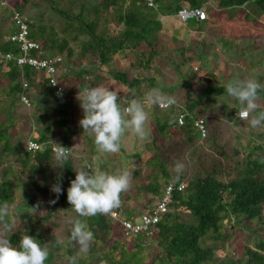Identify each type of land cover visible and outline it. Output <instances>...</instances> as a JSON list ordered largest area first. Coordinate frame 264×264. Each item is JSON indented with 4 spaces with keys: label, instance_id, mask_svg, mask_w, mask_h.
I'll return each mask as SVG.
<instances>
[{
    "label": "trees",
    "instance_id": "trees-1",
    "mask_svg": "<svg viewBox=\"0 0 264 264\" xmlns=\"http://www.w3.org/2000/svg\"><path fill=\"white\" fill-rule=\"evenodd\" d=\"M30 1L12 0V6L0 4V21L9 23L0 31V53H12L15 56L23 54L20 45L12 39L19 32L14 19L18 14L20 18H26L29 40L40 46L29 50V56L60 58L57 64L60 68H69L75 56L92 60L98 69L108 70L112 78L126 85L129 92L140 88L141 83L147 79L130 80L125 73L128 66L134 70L147 71L156 68L157 63L166 61L163 66L172 70L180 80L164 89L159 87L163 94L175 98L176 102L164 109L158 105L155 107L158 109L155 129L163 140L155 150V156L148 162L157 165L160 168L159 175L167 180L149 185L148 189L158 198L163 196L165 185L169 182L176 185L184 183L185 190L173 193L170 210L162 215L156 226L131 235L135 240L132 250H128L129 245L124 240L127 233L122 222H134L144 210H131L124 216L117 208L114 210L116 218L111 214L81 218L86 219L89 229L94 233L96 246L106 241L112 243L108 249L103 248L109 256L104 264H143L152 249L150 241L157 242L161 249L151 264H217V252L225 250L227 243L235 240L237 233L249 231L254 224L259 226L254 232L263 231L264 134L254 132L246 149L242 151L235 141L238 134L225 123L227 120L239 119L236 114L241 106L227 102L221 112L224 120L214 118L213 114H219L215 112L217 108L211 101L227 95L224 85L210 83L200 91L197 85L195 87L193 82L186 80L185 75L194 71L189 65L192 67L195 60L207 57V61L215 62L211 59L213 56L207 53L215 44L219 45L217 47L228 45L221 36L220 30L224 28L212 27L216 24L214 13L218 12L219 15L231 10L222 14L227 19L233 17V14H239L238 19L245 17L246 20L252 16L251 22L255 23L264 17V0H155L158 6L156 9L148 7L145 0H131L127 11L122 9V3L126 0H102L97 5L91 4L90 0H39L36 5H46L50 14L57 17V23L63 25L60 31L55 29L54 24L49 27L47 22L52 19L46 12L27 18L26 7ZM183 7L204 8L207 13L204 39H194L192 42L200 47L199 51H193L194 54H188V47L175 36L167 39V46L163 45V37L159 33L162 23L155 18L160 13L172 16L174 10L176 14ZM109 9L113 11L109 12ZM102 12L108 16L102 18ZM110 13H116L114 20L127 27L119 34L110 27ZM251 22L249 26H258L264 33V25H253ZM157 32L158 37L154 39ZM79 37L86 40H82L81 52L77 55L71 43ZM215 50L212 52L214 55L217 54ZM130 55L136 57L137 63L133 60L123 67L122 59ZM97 77L87 70L79 73L69 70L64 78L60 76V80L76 78L77 83L80 82L78 86H71L69 96L73 100L79 90L94 87ZM25 81L29 88L23 92ZM148 82L154 83V79ZM34 88L46 100L54 98L57 102L53 106L55 115L39 109L37 98L33 97ZM24 94L30 100L29 106L20 100ZM260 96V102L264 103V90H261ZM62 100L42 73L30 66L19 65L17 60L7 65L4 60H0V204L7 203L9 208H17L15 214L10 212L14 228L9 239L14 247H18L20 238L26 232L44 244L49 233L56 230L57 237L63 233L61 244L68 249V256L71 257L75 255V251H72L74 244L65 238L70 229L66 220L71 211L67 189L75 179L77 163L73 154L63 169L54 167L51 162L54 152L51 140L59 141L62 146L69 148L84 133L73 127L70 109L66 113L62 112ZM181 113L186 114L185 123L179 126L177 118ZM30 115L34 118L39 116L41 127L36 131V138L31 136L33 124ZM200 118L204 119L205 136L195 126V121ZM174 128L183 133L172 137L171 131ZM30 139L40 145L38 150H28ZM85 139L94 141L88 135L84 136ZM177 161L185 164L184 172L179 175L174 170ZM80 166H85V162L81 161ZM20 178H26L28 182L22 183ZM58 182L62 192L57 197L52 186ZM121 199H130V196L126 192ZM37 205L38 212L32 214L31 207ZM115 233H121V240H112ZM206 240L210 244L205 245ZM235 251L237 257H232V261L225 264H264V236L255 234L253 242L240 244Z\"/></svg>",
    "mask_w": 264,
    "mask_h": 264
},
{
    "label": "rangeland",
    "instance_id": "rangeland-1",
    "mask_svg": "<svg viewBox=\"0 0 264 264\" xmlns=\"http://www.w3.org/2000/svg\"><path fill=\"white\" fill-rule=\"evenodd\" d=\"M14 1V0H13ZM131 0H126L124 3H122V9L123 11H127L130 6ZM39 2V0H31L29 5L26 7V17L31 19V16H34L36 14H39L40 12H46L47 16L51 18V21H48L47 24L50 26H53L56 30L60 31L63 27L60 23H57V17L55 15L50 14V9L46 7V5H41L36 3ZM102 2V0H90L91 4H98ZM0 4H6L12 6L14 3L12 0H0ZM216 5V4H215ZM109 12H112L113 9H109ZM172 14V16H164L161 13L157 14L155 16L156 19L161 20L162 28L159 31L160 35L163 37L161 43L165 46H167L169 43L167 39L169 37H172L174 35L175 29H180L183 32L179 35V39L181 42H183L185 45L187 44L189 46L188 54H194L193 51H199L200 47L199 45H195L192 43V38H198V39H204L200 38L203 34L206 32L207 25L206 21L198 22L196 19H189L186 22L180 21L176 14ZM231 12V10H226L222 13H228ZM218 14V12L214 13L213 17H216V24L212 26L213 28L216 27H223L227 31L220 30L221 36H223V39L227 41V46H220L215 44L212 49L207 50V55L213 56L211 58L212 60H215L213 62V69L216 73L215 80H212L213 83L211 84H220L225 85L223 77L220 76V74L224 71L228 73H231V81L237 80V79H246V78H254L257 79L262 85H264V33H262V29L258 26H249L251 25L250 22L252 21V16L246 20L245 17H242L241 19H238L239 17L237 15H232L233 17H227L224 14ZM241 15H244L241 13ZM102 18H105L106 13L102 12L100 15ZM110 27L113 32L115 33H121L123 30H125L127 27L122 24L118 23L114 20L116 17V13H110ZM214 20V19H213ZM62 23V21H61ZM252 23V22H251ZM253 25H264V17H262L258 22L252 23ZM9 25L7 22H1L0 21V31L1 28H5ZM102 27V26H101ZM186 28V32L183 30ZM194 32L190 35V32ZM158 37V32L154 34V39ZM6 38V37H5ZM84 37H79L76 42L71 43V47L74 49V51L79 55L81 52L82 47V40ZM217 49L215 50V48ZM214 50L217 52L216 55H214L212 52ZM80 56L74 57L71 60V66L69 68H66L63 66V68H60V70L57 72L58 76L66 75V72L69 70L74 71L76 70L77 73L82 72L83 70H87L88 72H91L93 75H98V77L95 80V86H104L107 88H110V90H118V95L125 99L130 100L134 97L138 99H143L146 92H148L150 89L162 87H169L172 83H179V77L174 74L172 70H170L167 66L164 67L163 65L166 64V61L162 64L159 62L157 63L158 66L156 68H150L144 70H138V69H131L129 66L125 70V73H127V76L130 80L136 79V78H146L147 81L145 83H141L140 88H135L134 90H131L129 92V88L122 83L117 82L115 78H112L110 74L108 73V70L98 69L97 66L94 65L92 60H86L85 59H79ZM207 57H203L200 61L202 63L200 64V67L202 69L207 68ZM123 67L130 64L131 61L134 60V63H137L136 57H133V55H130L129 58H123ZM129 60V61H127ZM136 60V61H135ZM82 61V62H81ZM199 61V60H198ZM209 61V60H208ZM222 62L226 63L225 65L222 64ZM194 64L189 65L190 68L194 67ZM221 65V66H220ZM188 66V67H189ZM229 66V67H228ZM194 70V69H193ZM236 73H235V71ZM200 73V72H199ZM197 71H191L187 72L185 77L186 80H189L193 82V84L198 86L197 88L200 89V91L206 86L204 85V82L201 81L202 73L199 75ZM100 76V77H99ZM201 76V77H200ZM154 79V83L148 82L149 79ZM229 79V81H230ZM228 80V79H227ZM90 82V79L88 80ZM71 92V86L73 84H77L76 86L80 85V82H78V79L76 78H68L63 79L62 81ZM228 82V81H227ZM3 85V83L1 84ZM3 87V86H2ZM4 89V88H3ZM160 89V88H159ZM79 90V88H78ZM34 94L33 97H36L37 104L39 105V109L44 111H50L51 114L55 115V109L53 106H56L57 103L54 98H50L46 100L45 97L40 96L37 92V88L33 89ZM69 92V93H70ZM78 92V91H77ZM78 94V93H77ZM166 95V94H164ZM168 95V94H167ZM21 100V98H20ZM218 100V101H216ZM22 101V100H21ZM211 101V100H210ZM23 102V101H22ZM227 102H234L235 106L240 107V103L235 100L234 98L227 95H222L220 98H213L211 101V104L214 105L215 108H217L216 113L219 115L216 116V114H213L214 118L221 120H224V117H222L221 112L225 108V104ZM262 105V109H264V103L260 102ZM61 110L63 113L67 112V109H70L72 111V114L70 117H72V125L75 126L78 129L82 130V136L79 135L77 138V142L75 144H71L69 148H72V153L74 154V160L77 163V167H80L81 161L85 162V165H90L93 168L101 171H108L113 172L116 169H128L133 173V178L131 181V187L127 191L128 195L130 196V199H124L122 200L121 206L119 207V210L121 211L122 215L126 216L131 210H137V211H143L146 209H149L153 207L158 200V197L154 195L152 192L149 191L148 187L149 185L157 184L159 181L165 182L166 177L159 175L160 168L157 165H150L148 160L152 159L154 157V152L158 148V145H161L163 138L160 137V135H157V130L155 129L156 126V120L157 118V111L156 106L153 105H146V111L149 113V127L151 129L150 137L146 141H140L138 137H136L134 134L130 132H126L123 140H122V146L121 150L117 154L113 155H107L98 152L94 141H86L84 140V136L88 135L90 138L94 139L91 135H89L87 132H83L82 127L79 124V121L83 118V110L80 107V102L77 99V96L70 98V96L63 98L61 102ZM28 106V105H27ZM202 108V107H201ZM29 113H31L30 110H28ZM30 120L32 122V132L31 136H34L35 138L38 136L37 132L40 130V120L39 116L37 118H34L33 115H30ZM225 122V121H224ZM227 126L231 127L230 130L236 132L238 134L236 141V144L239 148L244 151L249 143V140L252 139V134L254 132L259 133L260 135L264 134V127L260 128H251L247 121H242L239 119H235L233 121L225 122ZM172 137H178L182 131L178 130L177 128H174L173 131H171ZM57 136H62V134H58ZM158 136V138H157ZM89 139L88 137H86ZM256 139V137H254ZM259 139V138H257ZM261 141V139H259ZM29 141V140H28ZM61 145V142H57ZM79 146H78V145ZM77 150H76V149ZM84 160V161H83ZM88 171H92L91 169H88ZM21 182L26 183L28 182L26 178H20ZM166 186V185H165ZM70 187V185H69ZM29 189V186L27 187ZM164 189V188H163ZM162 189V190H163ZM69 211V217L76 216V213L71 208ZM146 208V209H145ZM10 212L12 214H15L17 212V208L10 207ZM45 209V206H44ZM31 213L33 214L32 210ZM36 215V213H35ZM70 226V225H69ZM259 226L256 224L252 225L250 230H242L239 233L236 234L235 240H231L229 243H227L225 250L220 249L217 252L216 262L217 264H225L227 262L232 261V257L236 258V248L239 247L240 244H249L250 242H253L255 240V234H259L264 236V229L263 231L257 230L253 231L255 228H258ZM257 232V233H256ZM57 231H52L49 233L48 237L46 238V243H49L50 246V255L46 262V264H68V249L62 247V244H57V240H61L63 237V233L59 235V237L56 236ZM70 236V229L68 233L66 234L65 238L69 240ZM121 233L117 234L115 233L112 237L113 241L121 240ZM124 240H127L128 250H132L135 247V240L132 237H126ZM70 241V240H69ZM239 242H241L239 244ZM74 245L72 247V251H75L76 253L79 251V245L72 242ZM90 246V251L79 258L78 264H104L107 259H109V256L107 253L103 251V248L108 249L112 243L109 241L102 243L100 246H96V242H92ZM210 244L209 241H205V245ZM151 245V251L147 255L149 256L146 260H144L143 264H151L154 261V257L157 256L161 249L159 245H157V242L150 241Z\"/></svg>",
    "mask_w": 264,
    "mask_h": 264
},
{
    "label": "clouds",
    "instance_id": "clouds-1",
    "mask_svg": "<svg viewBox=\"0 0 264 264\" xmlns=\"http://www.w3.org/2000/svg\"><path fill=\"white\" fill-rule=\"evenodd\" d=\"M49 79L53 85L57 83L54 74L50 73ZM224 89L241 105L237 118L247 121L251 128L264 127V109L260 103V92L264 90V85L257 79L246 78L228 81ZM118 93L116 89L96 86L84 87L77 95L83 110V118L79 124L83 132L94 138L98 152L107 155L120 152L126 132L134 134L140 141L149 139L151 129L148 126L149 113L146 105L167 108L176 102L175 98L164 95L159 88L150 89L143 99L133 96L132 99L125 100ZM51 142L54 146L52 165L63 169L73 157V147L67 148L55 141ZM88 169L92 171L89 172ZM74 170L76 175L67 189V200L76 216L69 217L66 223L70 225L69 240L79 245V251L68 258V264H78L79 258L90 251L94 241V233L89 229L86 219L81 218L113 213L121 206L122 194L130 189L133 178V173L126 168L108 172L85 165ZM174 170L178 175L182 174L185 164L177 161ZM52 191L58 197L62 192L61 184H54ZM38 209L39 205L31 207L33 214ZM13 228L9 205L0 204V264H46L51 251L49 243L41 244L25 232L19 240V246L14 247L9 239ZM56 243L61 244L63 241L57 240Z\"/></svg>",
    "mask_w": 264,
    "mask_h": 264
},
{
    "label": "built area",
    "instance_id": "built-area-1",
    "mask_svg": "<svg viewBox=\"0 0 264 264\" xmlns=\"http://www.w3.org/2000/svg\"><path fill=\"white\" fill-rule=\"evenodd\" d=\"M145 3L148 7L156 9L157 3L155 0H145ZM177 18L182 21L186 22L189 19L196 18L199 21H204L207 19V13L204 8H197V9H190L188 7H183L176 13ZM17 25L19 26V32L12 36V39L16 41L20 45V49L22 50L23 54L20 56H15L12 53L2 54L0 53V60H4L5 64H9L11 61L17 60L19 65H27L34 68L36 71L42 73L46 79L49 80V85L52 89H54L55 94L59 97L65 98L68 96L70 89L60 80V76L57 75V72L60 70L58 67V63L61 61L60 58H37L28 55V51L31 49H38L40 46L39 44L29 40L28 38V25L26 24V18H20L18 14L14 16ZM54 74V78L57 81L55 85L51 83L49 79V74ZM29 88L28 82H24L23 85V92H25ZM21 100L26 104L30 105L29 98L24 94L21 96ZM159 108L164 109L165 107L160 106ZM237 115V114H236ZM185 113H181L178 118L177 122L179 126L184 125L185 123ZM195 126L200 130L201 135H206L205 123L204 119L200 118L195 121ZM40 148V145L33 139H30L28 142V150L35 151ZM54 150V146H53ZM72 151V150H71ZM185 190V184L180 183L176 185L173 182H169L165 190L163 192V196L158 198L156 201L153 209H146L144 210L137 220L134 222L129 220H124L122 223L124 225V230L127 233V237H132L133 234H138L140 232H144L149 230L150 227L156 226L163 214L170 210V205L173 202V193L175 191L183 192ZM111 216L114 218L117 217V213H111Z\"/></svg>",
    "mask_w": 264,
    "mask_h": 264
},
{
    "label": "crops",
    "instance_id": "crops-1",
    "mask_svg": "<svg viewBox=\"0 0 264 264\" xmlns=\"http://www.w3.org/2000/svg\"><path fill=\"white\" fill-rule=\"evenodd\" d=\"M178 29V28H177ZM176 30V29H175ZM175 30H174V35L173 36H175ZM179 31H178V36H175V37H178L179 38V35L181 34V32H183L182 30H180V29H178ZM185 32H186V28L185 29H183ZM194 32H190V35L191 34H193ZM205 34H206V32L203 34V36L201 37L200 36V38H203L204 36H205ZM192 38V42H193V40L194 39H196V38H193V37H191ZM180 39V38H179ZM198 39V38H197ZM181 40V39H180ZM199 40V39H198ZM186 46L188 47V49H189V46L186 44ZM194 64H196V65H194V67H193V69L195 70V71H197L198 73H199V75L202 73L203 75H202V78H201V81H203L204 82V85H209L210 83H213L212 82V80H215V76L214 75H216V73H213L214 72V69L212 68L213 67V61H207V68H205V69H202L201 67H200V64L202 63L201 61H197V60H195L194 62H193ZM193 63H192V65H193ZM222 64H226V63H224V62H222ZM221 66V65H220ZM229 67V66H228ZM235 71V70H234ZM235 73H236V71H235ZM220 76L221 77H223V80H224V83H226L227 81H229V79L231 78V73H228L227 74V72L225 71H223L221 74H220ZM201 77V76H200ZM228 79V80H227ZM231 80V79H230ZM123 86H124V84H123Z\"/></svg>",
    "mask_w": 264,
    "mask_h": 264
},
{
    "label": "water",
    "instance_id": "water-1",
    "mask_svg": "<svg viewBox=\"0 0 264 264\" xmlns=\"http://www.w3.org/2000/svg\"><path fill=\"white\" fill-rule=\"evenodd\" d=\"M178 29L175 30V36H178Z\"/></svg>",
    "mask_w": 264,
    "mask_h": 264
}]
</instances>
